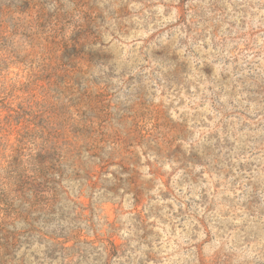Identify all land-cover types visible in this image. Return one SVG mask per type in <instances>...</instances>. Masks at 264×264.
I'll return each instance as SVG.
<instances>
[{
	"label": "rangeland",
	"instance_id": "rangeland-1",
	"mask_svg": "<svg viewBox=\"0 0 264 264\" xmlns=\"http://www.w3.org/2000/svg\"><path fill=\"white\" fill-rule=\"evenodd\" d=\"M0 264H264V0H0Z\"/></svg>",
	"mask_w": 264,
	"mask_h": 264
},
{
	"label": "trees",
	"instance_id": "trees-1",
	"mask_svg": "<svg viewBox=\"0 0 264 264\" xmlns=\"http://www.w3.org/2000/svg\"><path fill=\"white\" fill-rule=\"evenodd\" d=\"M41 163V162H40Z\"/></svg>",
	"mask_w": 264,
	"mask_h": 264
}]
</instances>
